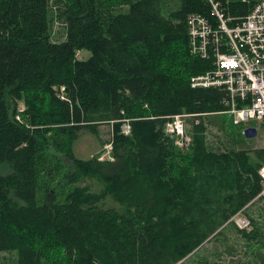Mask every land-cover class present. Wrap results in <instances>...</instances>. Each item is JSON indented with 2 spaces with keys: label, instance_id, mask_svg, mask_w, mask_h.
<instances>
[{
  "label": "trees",
  "instance_id": "obj_1",
  "mask_svg": "<svg viewBox=\"0 0 264 264\" xmlns=\"http://www.w3.org/2000/svg\"><path fill=\"white\" fill-rule=\"evenodd\" d=\"M49 1L0 0L1 264L2 252L15 264H188L210 236L223 244L229 227L255 240L229 218L262 190L264 147L209 148L202 118L226 112L228 96L190 85L212 66L189 52L186 28L207 1L64 0L67 35L57 43ZM117 3L127 7L110 10ZM181 113L198 119L189 149L164 131ZM100 123L112 125V157H75L79 132ZM93 178L102 191L78 184ZM107 195L120 208L102 207ZM223 247L195 263L228 264L229 254L242 264L236 245Z\"/></svg>",
  "mask_w": 264,
  "mask_h": 264
},
{
  "label": "built area",
  "instance_id": "obj_2",
  "mask_svg": "<svg viewBox=\"0 0 264 264\" xmlns=\"http://www.w3.org/2000/svg\"><path fill=\"white\" fill-rule=\"evenodd\" d=\"M206 1L207 14L189 13L186 28L189 52L210 59L212 66L192 75L190 85L225 91L226 112L234 124L248 126L257 121L264 128V0ZM230 4L236 5L235 12ZM240 5L247 11H239ZM182 114L172 115L164 125L165 133L180 147L188 143ZM258 174L264 183V164ZM229 221L240 229L251 225L241 211L231 215Z\"/></svg>",
  "mask_w": 264,
  "mask_h": 264
},
{
  "label": "rangeland",
  "instance_id": "obj_3",
  "mask_svg": "<svg viewBox=\"0 0 264 264\" xmlns=\"http://www.w3.org/2000/svg\"><path fill=\"white\" fill-rule=\"evenodd\" d=\"M166 3V8L170 9L177 5L176 0H164ZM126 8L127 5L124 3H117L114 7L112 5L111 9L113 11L117 8ZM49 8L51 12V32L50 40L53 42L62 41L67 35V25L63 17L60 16L61 9L64 8V0H50ZM82 57L87 55L84 51L80 54ZM79 55V56H80ZM19 110L24 108L21 101L18 102ZM19 116V115H17ZM182 118L186 126V135L188 137L187 145L180 147L178 144L176 146L182 149H189L191 145V130L194 123L198 119H193V115L183 113ZM17 119V118H16ZM206 122V142L209 148L214 150H224L228 148H263L264 147V128L257 121H253L252 125L257 127V135L253 138H246L242 132L245 125L234 124L231 117L227 112L224 113H211L209 115H204L202 118ZM21 120L20 116L19 119ZM121 132L125 135L131 133V127L128 122H122L120 125ZM112 125L111 123H100L97 126V132L91 133L88 131H80L77 138L72 142V150L77 158L87 159L91 157H96L98 159H110L112 157ZM263 166V165H261ZM260 169V168H259ZM258 169V170H259ZM78 184H89L92 190L102 191L103 182L96 178L85 179L78 182ZM104 208H120L118 202H116L112 196L107 195L105 199L100 204ZM254 211L248 213L244 212L246 216L251 219V225L246 228V231H257V238L255 240H248L243 238L241 235H236L235 232L229 227L225 232L223 244L226 242L228 245L234 244L241 257L242 264H252L260 263L262 258H264V206L260 201L255 202L250 206ZM234 222L231 221V224ZM234 225V224H233ZM236 226V225H234ZM214 236H210L206 242L203 243L201 248L196 251V256L192 255L186 260L188 264H196L195 259L197 254H206L210 260H214L215 256L212 252H220L224 250L223 244L217 239H213ZM212 254V255H211ZM233 257V255L223 254L222 260L225 263L231 264L228 261ZM15 254L13 252L4 253L2 252V262L3 264H15ZM198 258V257H197Z\"/></svg>",
  "mask_w": 264,
  "mask_h": 264
},
{
  "label": "water",
  "instance_id": "obj_4",
  "mask_svg": "<svg viewBox=\"0 0 264 264\" xmlns=\"http://www.w3.org/2000/svg\"><path fill=\"white\" fill-rule=\"evenodd\" d=\"M57 91H62L63 94L68 93V87H60L59 84L55 87ZM246 138H253L257 135V127L252 125H246L242 130Z\"/></svg>",
  "mask_w": 264,
  "mask_h": 264
},
{
  "label": "crops",
  "instance_id": "obj_5",
  "mask_svg": "<svg viewBox=\"0 0 264 264\" xmlns=\"http://www.w3.org/2000/svg\"><path fill=\"white\" fill-rule=\"evenodd\" d=\"M262 186L263 187L260 193L254 199H252L249 203L246 204V206L242 210V213L244 212L248 213L250 211H254L250 206L257 201H260V203H262V205L264 206V183H262Z\"/></svg>",
  "mask_w": 264,
  "mask_h": 264
}]
</instances>
